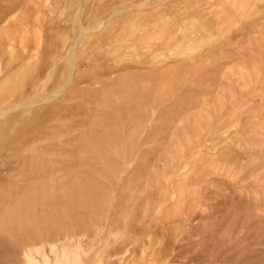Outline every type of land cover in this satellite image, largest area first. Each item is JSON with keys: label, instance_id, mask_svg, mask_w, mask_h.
I'll use <instances>...</instances> for the list:
<instances>
[{"label": "rangeland", "instance_id": "obj_1", "mask_svg": "<svg viewBox=\"0 0 264 264\" xmlns=\"http://www.w3.org/2000/svg\"><path fill=\"white\" fill-rule=\"evenodd\" d=\"M0 114V264H264V0H0Z\"/></svg>", "mask_w": 264, "mask_h": 264}, {"label": "bare ground", "instance_id": "obj_2", "mask_svg": "<svg viewBox=\"0 0 264 264\" xmlns=\"http://www.w3.org/2000/svg\"><path fill=\"white\" fill-rule=\"evenodd\" d=\"M99 26H100V25H99ZM83 35H85V34H83ZM81 36H82V34H81ZM85 37H87V36L85 35ZM85 39H86V38H85ZM80 41H81V40H80ZM80 41H79V42H80ZM76 45H77V44H76ZM182 56H183V55H182ZM70 76H71V75H70ZM70 83H71V82H70ZM68 85H69V84H68ZM54 95H55V94H54ZM34 103H35V101H34ZM34 103H33V104H34ZM39 103H40V102H38V105H41V104H39ZM41 103H43V102L41 101ZM36 104H37V103H36ZM34 105H35V104H34ZM18 106H19V105H18ZM35 106H36V105H35ZM19 107H20V106H19ZM21 107H22V106H21ZM23 107H25V106L23 105ZM29 107H30V106H29ZM16 109H17V108H16ZM24 109H25V108H24ZM3 110H5V109H3ZM8 110H9V109H8ZM14 110H15V109H14ZM9 111H11V110H9ZM9 111H8V112H9ZM3 113H4V112H3ZM1 114H2V113H1ZM1 114H0V116H1ZM4 114H5V113H4ZM4 114H2V115H4ZM6 114H7V113H6ZM1 118H2V117H1Z\"/></svg>", "mask_w": 264, "mask_h": 264}]
</instances>
